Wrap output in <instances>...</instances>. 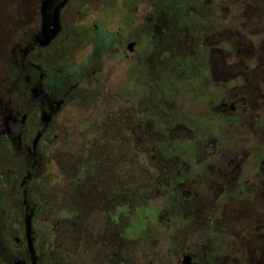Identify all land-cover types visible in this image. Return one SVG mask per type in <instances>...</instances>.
Masks as SVG:
<instances>
[{
  "label": "rangeland",
  "instance_id": "374dc122",
  "mask_svg": "<svg viewBox=\"0 0 264 264\" xmlns=\"http://www.w3.org/2000/svg\"><path fill=\"white\" fill-rule=\"evenodd\" d=\"M30 3L0 0V88L7 87L1 81L12 67V31L21 26ZM157 3L158 33L147 40L158 59L140 66L104 59L96 81L81 87L75 107L60 119L62 130L43 149L50 178L34 198L42 205L35 232L37 251L47 262L86 260V232L76 240L78 231L69 225L79 216L73 198L81 197L88 179L111 170L116 187L123 189L118 181L125 182L128 198L138 192L126 206L162 208L158 222L182 223L183 208L198 206V197L190 199L192 194L169 185L171 176L195 177L198 165L207 182L201 185L202 206L249 212L233 223L264 220V194L255 193L263 189L256 175L264 174V0H78L72 9L81 14L78 26L86 31L93 25L95 31L133 34L144 28ZM79 45L77 56L83 58L90 49ZM222 102L235 109L222 111ZM108 161L111 166H105ZM77 179L81 191L74 190ZM216 182L227 195L215 189ZM243 182L248 183L240 188ZM237 190L251 197L238 199ZM171 207L182 209L167 220ZM159 232L164 231L159 227Z\"/></svg>",
  "mask_w": 264,
  "mask_h": 264
},
{
  "label": "flooded vegetation",
  "instance_id": "af4514ba",
  "mask_svg": "<svg viewBox=\"0 0 264 264\" xmlns=\"http://www.w3.org/2000/svg\"><path fill=\"white\" fill-rule=\"evenodd\" d=\"M30 1L21 26L12 31L13 41L8 48L12 67L1 81L7 87L0 88V154L5 157V164L0 166V181L4 185L0 198H5L0 204V264H58L54 260L47 262L36 246L35 221L42 205L34 198L50 178L45 174L43 149L50 144V136L57 138L56 131L62 130L60 119L69 115L71 111L67 109L75 107L81 87L96 81L94 76L104 59L114 61L112 64L124 60L131 66L158 59V52L147 40L158 33V3L144 28L136 27L131 34L108 33L103 28L95 31L93 25L84 30L78 26L81 14H73L78 0H67L59 12V30L48 39L50 29L47 25L44 28L48 0ZM79 43L90 49L83 58L77 56ZM221 107L222 111L235 109L234 104L223 102ZM110 164L108 161L105 166ZM260 164L264 165V160ZM217 166L222 167L220 160ZM198 167V174L185 181L180 176L169 177L170 186L192 194L190 199H199L198 206L183 208L182 223L158 222L163 216L159 214L162 208L131 211L126 205L138 192L128 198L125 182L118 181L123 189L116 187L118 177L112 170L88 179L85 191L77 183L80 179L73 182L81 197L74 195L79 216L76 223L69 225L78 231L76 240L81 241V232H86L83 250L87 258L77 264H264V220H257L256 224L249 217L246 223H233L239 216L248 217L249 212L239 213L238 207L202 206L200 194L205 189L201 185L207 182L201 179L203 166ZM259 170L263 171L261 167ZM256 178L264 189V174H257ZM246 184L243 182L240 188ZM213 185L227 195L220 182ZM263 189L255 193L264 194ZM244 194L245 190L235 191L238 199L251 197V192ZM6 199L10 201L7 207ZM181 209L166 210L167 220L175 219ZM96 215L102 217L95 218ZM159 227L164 232H159ZM106 231L111 233L107 235Z\"/></svg>",
  "mask_w": 264,
  "mask_h": 264
},
{
  "label": "water",
  "instance_id": "95a60500",
  "mask_svg": "<svg viewBox=\"0 0 264 264\" xmlns=\"http://www.w3.org/2000/svg\"><path fill=\"white\" fill-rule=\"evenodd\" d=\"M66 1L67 0H60V2H58L57 0H48L47 2L46 8L48 9V17H47L48 19L44 24V28L45 25H47L46 27L50 29L48 39L53 38L59 30V12L61 7L66 3ZM29 228L30 226L27 223V230Z\"/></svg>",
  "mask_w": 264,
  "mask_h": 264
}]
</instances>
